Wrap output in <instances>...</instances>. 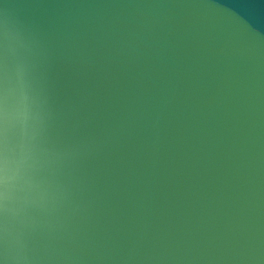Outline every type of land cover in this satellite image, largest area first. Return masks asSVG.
Instances as JSON below:
<instances>
[{
	"label": "water",
	"instance_id": "obj_1",
	"mask_svg": "<svg viewBox=\"0 0 264 264\" xmlns=\"http://www.w3.org/2000/svg\"><path fill=\"white\" fill-rule=\"evenodd\" d=\"M0 264H264V0H0Z\"/></svg>",
	"mask_w": 264,
	"mask_h": 264
}]
</instances>
